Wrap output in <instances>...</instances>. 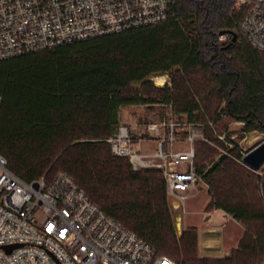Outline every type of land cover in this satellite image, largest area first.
Returning a JSON list of instances; mask_svg holds the SVG:
<instances>
[{"label": "trees", "instance_id": "obj_1", "mask_svg": "<svg viewBox=\"0 0 264 264\" xmlns=\"http://www.w3.org/2000/svg\"><path fill=\"white\" fill-rule=\"evenodd\" d=\"M239 18L235 0H174L164 21L0 59V154L8 168L27 182L70 174L108 215L187 264L197 229L177 239L162 169L134 170L108 142L120 106L169 104L203 127L194 168L209 185L206 210L221 208L245 228L218 264H259L264 165L254 178L258 170L242 162L237 143L229 148L219 139L231 135L230 121L241 122L243 133H264V53ZM162 74L170 81L155 85L151 77ZM185 238L184 258L175 248Z\"/></svg>", "mask_w": 264, "mask_h": 264}, {"label": "built area", "instance_id": "obj_2", "mask_svg": "<svg viewBox=\"0 0 264 264\" xmlns=\"http://www.w3.org/2000/svg\"><path fill=\"white\" fill-rule=\"evenodd\" d=\"M173 1L0 0V59L164 21ZM235 7L239 28L264 53V0H235ZM176 125L162 133L154 154L143 153L142 140L122 133V126L108 142L112 154L129 157L134 170L161 168L168 197L184 206L202 178L194 168L197 134H189L187 149H178ZM160 126L146 128L158 132ZM154 158L161 159L159 167H153ZM0 264L177 262L108 215L70 174L59 171L51 180L44 174L27 182L0 154Z\"/></svg>", "mask_w": 264, "mask_h": 264}, {"label": "rangeland", "instance_id": "obj_3", "mask_svg": "<svg viewBox=\"0 0 264 264\" xmlns=\"http://www.w3.org/2000/svg\"><path fill=\"white\" fill-rule=\"evenodd\" d=\"M226 36H221L220 40H226ZM165 76V82L163 84H158L155 81V77H151V80L153 83L157 86H163L165 83L170 81V74H162ZM162 75H157V76H162ZM135 88H138L141 86V82H135L133 84ZM155 104H160V103H155ZM166 109V110H165ZM180 113H175L173 112L172 108L169 106H164L162 110L158 111L156 121L155 120H150L151 118L144 117L146 118L145 120H150V123H157L162 126V132L167 131L169 129L170 123H177L176 127H174V131L177 136V141H176V147L178 149H187L189 147V142H188V136L191 132H194L197 134V139L202 138L201 134L198 132L199 130H203L202 126L194 125L196 127H192L188 122H186L184 117H180ZM166 118L165 121L163 119ZM149 124V123H148ZM200 127V128H199ZM242 123L241 122H235V121H230L228 123V132L231 133L229 135L228 133H222L219 135V139L225 143V146H228L229 148L234 147V143L230 142V140L234 141L237 143L238 148L243 152L246 153L248 150L252 149L254 146H256L258 143H260L262 140H264V133L259 132V131H253L249 133H243L241 131ZM140 133L137 132L138 135H136V138L139 140H147L150 138L149 135L147 134H142V131H139ZM163 135V134H162ZM203 135V134H202ZM159 140V139H158ZM183 143H182V142ZM143 145V143H142ZM182 145V146H181ZM210 145L220 151L221 153H228L227 149L225 147H220L218 146L215 142H211ZM157 146H158V141H157ZM143 151V149H142ZM143 153H150L147 151H143ZM134 169V168H133ZM261 174L262 172L258 170L257 172L252 173L254 175V178L258 175ZM201 189L207 190L209 188L208 183L202 178L200 181ZM190 200V201H189ZM187 201V220L185 221V226L187 224H190V219L191 217L195 216L197 219V225L199 226L200 233L198 234V240L195 245V249L192 251V255L187 257V264H202V260H207L208 262L206 264H218V260L224 259L227 256H229L234 248H237L236 245L228 246L225 242V233L226 230H221L220 228L217 229V231H212L210 230V227L207 225L205 228H203V222H202V214L201 213H195V210L199 209L202 211L203 205L198 203H193V198L189 199ZM169 205H170V210L172 213L173 221H174V227H175V233L177 239L181 238L182 233L185 229H189V227L184 226V207L180 205L175 199L168 197ZM191 210V211H190ZM181 217V218H180ZM179 224V225H178ZM243 226V225H242ZM244 227V226H243ZM197 229L198 233V228ZM186 242V238L184 240H179V243L177 247L175 248L178 253L185 258V255L183 253V248L184 244ZM179 264V263H178Z\"/></svg>", "mask_w": 264, "mask_h": 264}, {"label": "crops", "instance_id": "obj_4", "mask_svg": "<svg viewBox=\"0 0 264 264\" xmlns=\"http://www.w3.org/2000/svg\"><path fill=\"white\" fill-rule=\"evenodd\" d=\"M164 106H169L171 108V105L169 104H131V105H122L119 108L118 111V123L113 126L112 128V134L114 135L118 133L119 127H121V131L124 134H132L134 137H136L137 132L142 131V134H147L150 136L149 139L142 141L143 145L141 144V149L143 151H147L150 153L145 154H154L157 148V141L160 136H162V126L158 129V132L154 130H147V124L150 123V120H157V114L158 111L162 110ZM166 110V109H165ZM180 117H184L186 122V114L180 113ZM151 118L150 120H145L144 117ZM166 118L163 119L165 121ZM189 123V122H188ZM193 128L197 126L191 125ZM200 128V127H199ZM198 132L203 134V130H199ZM141 134V133H140ZM182 142V141H181ZM183 143V142H182ZM182 146V145H181ZM142 151V152H143ZM153 161L156 163L153 167H159L161 164V159L154 158ZM189 197L186 200L184 207V226L185 221L187 220V201L191 198H193V203H200L203 205L202 211L199 209L195 210V213H201L202 214V222H203V228L207 225L210 227V230L217 231L218 228L221 230H226L225 233V242L228 246H234L239 243V240L244 234L245 228L236 221L230 214L225 212L221 208H215L213 210L207 211L206 206L211 200V196L207 190H202L200 182H198L194 187H192L189 191ZM190 201V200H189ZM188 201V202H189ZM191 211V210H190ZM181 218V217H180ZM190 224H187V227H196L198 228V234L201 232L199 229V226L197 225V219L195 216L191 217ZM185 226V227H186Z\"/></svg>", "mask_w": 264, "mask_h": 264}, {"label": "water", "instance_id": "obj_5", "mask_svg": "<svg viewBox=\"0 0 264 264\" xmlns=\"http://www.w3.org/2000/svg\"><path fill=\"white\" fill-rule=\"evenodd\" d=\"M224 33H221L223 35ZM242 162L253 170H259L264 165V140L248 150L242 156ZM35 186H37L35 184Z\"/></svg>", "mask_w": 264, "mask_h": 264}, {"label": "bare ground", "instance_id": "obj_6", "mask_svg": "<svg viewBox=\"0 0 264 264\" xmlns=\"http://www.w3.org/2000/svg\"><path fill=\"white\" fill-rule=\"evenodd\" d=\"M155 81L158 83V84H163L165 82V76L162 75V76H156L155 78ZM145 166H149L151 164H148V163H143Z\"/></svg>", "mask_w": 264, "mask_h": 264}]
</instances>
